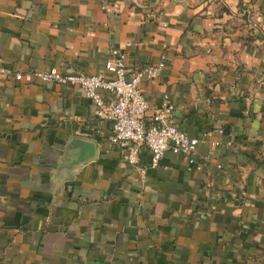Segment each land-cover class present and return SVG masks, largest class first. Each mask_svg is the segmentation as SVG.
Listing matches in <instances>:
<instances>
[{
  "label": "crops",
  "instance_id": "obj_1",
  "mask_svg": "<svg viewBox=\"0 0 264 264\" xmlns=\"http://www.w3.org/2000/svg\"><path fill=\"white\" fill-rule=\"evenodd\" d=\"M116 48L194 156L131 166L83 90L15 79ZM0 68V264H264V0H0Z\"/></svg>",
  "mask_w": 264,
  "mask_h": 264
},
{
  "label": "built area",
  "instance_id": "obj_2",
  "mask_svg": "<svg viewBox=\"0 0 264 264\" xmlns=\"http://www.w3.org/2000/svg\"><path fill=\"white\" fill-rule=\"evenodd\" d=\"M126 58L123 49L111 51V57L105 65L110 78L62 73L53 68L25 75L17 73L15 79L42 85L55 83L83 90L91 100L97 117L111 121L110 144L120 149L123 161L131 166L138 164L143 150L151 154L153 167H158L168 152L185 157L194 156L200 140L172 121L174 106L165 102L159 108H152L139 87L141 82L159 77L165 69V63L134 68L127 64ZM6 74L7 69L0 68V75Z\"/></svg>",
  "mask_w": 264,
  "mask_h": 264
}]
</instances>
